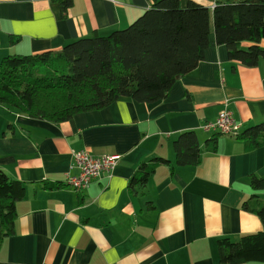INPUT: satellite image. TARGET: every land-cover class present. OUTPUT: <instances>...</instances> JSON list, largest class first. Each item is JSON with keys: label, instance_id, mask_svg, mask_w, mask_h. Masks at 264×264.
<instances>
[{"label": "crops", "instance_id": "0c3cea01", "mask_svg": "<svg viewBox=\"0 0 264 264\" xmlns=\"http://www.w3.org/2000/svg\"><path fill=\"white\" fill-rule=\"evenodd\" d=\"M73 1L65 16L55 0H0V64L126 29L155 3ZM180 1L182 8L213 3ZM226 107L240 135L206 132L203 126ZM0 113V169L27 190L17 205L15 234L0 243V264H220L218 240L264 231L261 219L242 209L250 199L264 201V192L250 187L252 176L264 178V145L249 150L240 137L264 123V63L231 62L214 33L205 60L164 101L122 97L59 124L5 106ZM188 131L197 134L203 160L177 167L173 143ZM213 136L216 152L207 150ZM82 150L119 160L111 176L104 173L77 192L67 180L79 175L75 154ZM152 166L147 184L131 189L140 169Z\"/></svg>", "mask_w": 264, "mask_h": 264}, {"label": "trees", "instance_id": "16d2710c", "mask_svg": "<svg viewBox=\"0 0 264 264\" xmlns=\"http://www.w3.org/2000/svg\"><path fill=\"white\" fill-rule=\"evenodd\" d=\"M55 1L65 16L74 5L73 0ZM212 33L218 46L227 47L231 62L260 66L264 2L213 0L206 6L190 1L182 8L180 0H155L132 25L108 36L93 33L58 52L8 56L0 64V106L59 124L106 109L122 97L145 104L164 101L177 81L193 74L205 60ZM214 137L207 142L211 152L217 150ZM240 137L249 150L263 146L264 123ZM173 148L177 167H196L203 160L195 132L182 133ZM155 167H142L131 189L146 185ZM250 187L264 192V178L252 176ZM26 196L25 185L0 169V243L15 234L17 205ZM242 209L256 214L264 225V201L250 199ZM217 248L220 264H264V231L236 242L220 239Z\"/></svg>", "mask_w": 264, "mask_h": 264}, {"label": "built area", "instance_id": "2783aa9c", "mask_svg": "<svg viewBox=\"0 0 264 264\" xmlns=\"http://www.w3.org/2000/svg\"><path fill=\"white\" fill-rule=\"evenodd\" d=\"M203 129L206 132L238 136L240 135L241 126L235 121L233 111L226 107L215 122H207ZM118 160L119 156L95 157L86 150L79 151L75 154L79 175L69 177L67 184L77 192L85 191L104 173L111 176Z\"/></svg>", "mask_w": 264, "mask_h": 264}, {"label": "rangeland", "instance_id": "374dc122", "mask_svg": "<svg viewBox=\"0 0 264 264\" xmlns=\"http://www.w3.org/2000/svg\"><path fill=\"white\" fill-rule=\"evenodd\" d=\"M0 115H2V114L0 113ZM1 126H2L3 129H4V123L2 122V120H1V118H0V127H1ZM3 129H2V130H3Z\"/></svg>", "mask_w": 264, "mask_h": 264}, {"label": "water", "instance_id": "95a60500", "mask_svg": "<svg viewBox=\"0 0 264 264\" xmlns=\"http://www.w3.org/2000/svg\"><path fill=\"white\" fill-rule=\"evenodd\" d=\"M261 1H263V2H264V0H261Z\"/></svg>", "mask_w": 264, "mask_h": 264}]
</instances>
